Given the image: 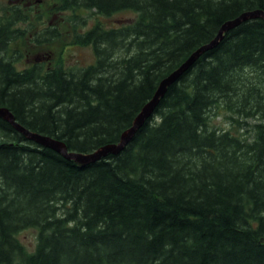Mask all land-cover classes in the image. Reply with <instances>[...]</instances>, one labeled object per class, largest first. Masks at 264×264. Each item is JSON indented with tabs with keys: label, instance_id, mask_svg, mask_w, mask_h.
Returning <instances> with one entry per match:
<instances>
[{
	"label": "trees",
	"instance_id": "trees-1",
	"mask_svg": "<svg viewBox=\"0 0 264 264\" xmlns=\"http://www.w3.org/2000/svg\"><path fill=\"white\" fill-rule=\"evenodd\" d=\"M60 1L105 17L134 12L77 33L95 63L71 70H18L0 24V107L78 153L118 143L160 82L225 22L264 11V0ZM262 85L256 17L204 51L118 154L79 166L0 117V264H264ZM221 105L255 117L256 136L213 127ZM26 228L38 230L32 252L18 238Z\"/></svg>",
	"mask_w": 264,
	"mask_h": 264
},
{
	"label": "rangeland",
	"instance_id": "rangeland-1",
	"mask_svg": "<svg viewBox=\"0 0 264 264\" xmlns=\"http://www.w3.org/2000/svg\"><path fill=\"white\" fill-rule=\"evenodd\" d=\"M14 1L0 0V24H8L9 28H11L13 40L6 54L8 58L14 60L18 70L30 68L35 64H39L44 70H47L51 66H60L66 70H71L93 64L95 63L93 48L90 45L79 43L76 40L77 33L84 32L99 21L112 27L127 22L134 16V12L130 10L115 13L111 17H105L94 11L85 9L77 11L67 9L61 12L59 0H56L57 4H55L56 1H51L49 9L51 12L48 11L44 14L43 18L48 24V21L54 20L53 22L59 27V29L55 30L59 36L43 43L35 39L36 34H38H35V31L41 29L46 23L43 24L33 19L25 23V21L31 20L32 17H36V12L38 14L37 7L32 13L26 10L21 12V15L25 17L23 23L16 26L13 24L9 25V23L15 21V18L8 16L5 9L9 10L7 5L14 3ZM53 15H56V17ZM62 17L63 21L61 20ZM79 17L85 18L86 22L84 24L80 23ZM46 26L48 27V25ZM262 81L258 80L260 83ZM255 120V117L247 118L237 115L233 110H228L222 107V105L213 110L210 117V123L213 127L230 131L246 140H252L256 136L255 124L257 121ZM18 238L25 248L32 252L35 250L37 244L38 230L36 228H26L18 234Z\"/></svg>",
	"mask_w": 264,
	"mask_h": 264
},
{
	"label": "water",
	"instance_id": "water-1",
	"mask_svg": "<svg viewBox=\"0 0 264 264\" xmlns=\"http://www.w3.org/2000/svg\"><path fill=\"white\" fill-rule=\"evenodd\" d=\"M256 17L264 18V11H246L243 12L241 15L225 22L221 26L217 36L213 40L198 48L184 63H182L178 68H176L172 73H170L160 82L159 87L156 90L153 98L145 104L141 112L136 116L132 127L127 129L121 135V139L118 143L102 146L97 150H94L89 153L73 152L68 149L65 142L55 139L54 137H51L49 135H44L38 132L31 131L30 129L24 127L16 120L14 113L6 106L0 107V117L10 122L18 131L22 132L29 140L37 143L38 145L56 150L57 152L64 155L66 158L74 160L79 166H86L87 164L93 163L103 157H106L110 153L118 154L130 142L136 131L142 127V125L150 116L153 115L155 108L157 107L160 99L167 92L168 87L178 81L181 76L196 62V60L200 57V55H202L204 51L217 46L226 31L235 28L236 26L240 25L242 22L248 19Z\"/></svg>",
	"mask_w": 264,
	"mask_h": 264
},
{
	"label": "flooded vegetation",
	"instance_id": "flooded-vegetation-1",
	"mask_svg": "<svg viewBox=\"0 0 264 264\" xmlns=\"http://www.w3.org/2000/svg\"><path fill=\"white\" fill-rule=\"evenodd\" d=\"M51 1H56V0H15L14 3H10L9 5H7V7H9V10L8 9H5L6 12L8 13L7 15L8 16H11V17H14L15 18V21L14 22H11L9 23L10 24H13L14 26L16 25H19L20 23H23V20H25V17H23L21 15V12L26 10L28 11L29 13H32L33 10H35V8L37 7L38 8V14L36 12V17H32L31 20H27L25 21V23H28L30 21L33 20H36V21H40L42 22L43 24L46 23V20H44V14H46L49 9H50V6H51ZM60 2V5H61V12H63V10H67V8L65 6H63V4H61V1L59 0ZM58 2L56 1L55 4H57ZM53 4V5H55ZM51 12V11H49ZM56 17V15H53ZM63 21V17L61 19ZM54 20H50L48 21V23H46V25H48V27L46 25H43L41 27V29H38L35 31V34H36V37L35 39L36 40H39L38 38H40L41 40H43L42 38L45 36H50L51 35V32H54V34H56L54 36V38L58 37L59 34L55 31L57 29H59V27H57V24L53 22ZM62 24V23H61ZM52 38V36H51Z\"/></svg>",
	"mask_w": 264,
	"mask_h": 264
}]
</instances>
